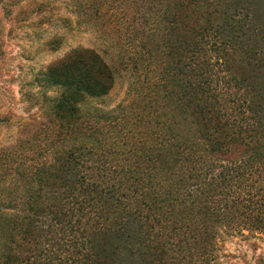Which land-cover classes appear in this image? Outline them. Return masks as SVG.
<instances>
[{
    "label": "trees",
    "instance_id": "obj_1",
    "mask_svg": "<svg viewBox=\"0 0 264 264\" xmlns=\"http://www.w3.org/2000/svg\"><path fill=\"white\" fill-rule=\"evenodd\" d=\"M217 1L147 0L169 98L137 134L92 104L119 76L96 49L42 75L49 122L0 149V264H209L229 212L264 230V0Z\"/></svg>",
    "mask_w": 264,
    "mask_h": 264
},
{
    "label": "rangeland",
    "instance_id": "obj_2",
    "mask_svg": "<svg viewBox=\"0 0 264 264\" xmlns=\"http://www.w3.org/2000/svg\"><path fill=\"white\" fill-rule=\"evenodd\" d=\"M149 9L147 0H0V149L49 122L58 90L42 81V75L85 47L99 51L119 72L110 94L92 104L108 112L110 120L122 117L121 130L139 133L140 126L132 125L135 115L169 98L159 88L164 83L161 68L145 48L164 45L166 23L158 22L156 9ZM257 25L264 30V19ZM182 33L175 30L168 45L178 48ZM120 60L125 65L119 66ZM122 145L121 152L130 148ZM143 164L153 165L148 160ZM236 217L229 212L216 222L209 264H264V230L240 225L242 215Z\"/></svg>",
    "mask_w": 264,
    "mask_h": 264
}]
</instances>
